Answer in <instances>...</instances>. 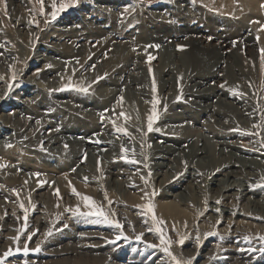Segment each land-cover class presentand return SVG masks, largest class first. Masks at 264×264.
<instances>
[{
	"label": "rangeland",
	"instance_id": "rangeland-1",
	"mask_svg": "<svg viewBox=\"0 0 264 264\" xmlns=\"http://www.w3.org/2000/svg\"><path fill=\"white\" fill-rule=\"evenodd\" d=\"M219 1L75 0L72 7L53 20L52 4L55 2L59 7L60 0H43L42 4L40 0H0V164L5 165L0 168V257L5 251L12 252L11 256L0 259V264H174L163 251L161 234L155 230L157 225L152 214L137 207L149 202L154 205L156 219L162 221L163 235L178 259L191 258V264L255 263L241 256L227 260L231 257L226 255L227 250H219V243L214 244L217 239L227 242L232 239L229 234L236 232V237H251L247 244L254 245L252 240H258V244L264 245V241L258 239L264 236V221L249 214L248 201L238 199L232 203L235 210L232 216L222 213L226 204L223 195L219 194L217 185L207 188L205 181L209 176L206 178L205 174L208 171L203 169L189 193L194 203L179 202L177 196L180 197L181 189L178 184L166 195L162 179L166 175V179L174 176L171 181L183 180L191 169L170 161L171 167L157 170L154 157V151L160 148L153 140L168 144L172 139L185 137L192 128L202 134L201 146L206 144L214 149L219 141L235 142L241 144L242 152H261L264 158V0L253 9L257 12L245 8L239 0L230 1L239 11L237 14L224 4L218 5ZM248 13L251 14L243 19ZM64 20L68 25L74 23L75 35L65 34L61 29L63 26L59 23ZM241 23L245 24L241 34L228 35L230 31L235 32L233 25L240 27ZM95 26L107 32L98 33ZM163 29L173 33L165 34ZM158 30L164 42L152 40L132 46L139 41L136 34ZM73 36L79 39L74 40ZM191 39L202 42L200 44L209 52L219 48L226 58L219 66L222 71L217 81L210 83L214 82L219 88L231 83L229 89L233 87L240 97L238 114L228 116L229 120L218 115L211 117V109L202 113L199 120L188 118L184 113L203 109L196 101L200 73L190 69L186 76L184 73L177 76L178 71L171 66L163 68L161 65V54L166 47L175 54L171 63L177 66V58L181 57L178 54L189 53L195 48ZM117 44L132 46V52L141 53L140 58L129 63L130 57L125 53L126 62L112 68L110 56ZM82 47L86 54L74 53L70 58L64 54V50ZM103 63L106 73L97 74ZM228 63H232L237 74L235 82H229L223 71ZM137 74L149 87L140 98L131 99V89L125 83L136 82ZM174 75L177 77H172ZM165 78L169 79L168 84L162 86L161 80ZM112 80L120 86L112 84ZM109 90L117 96L108 99L110 96L105 94ZM230 99L238 101L234 95ZM153 101L158 119L149 131L147 117L152 113ZM210 102L213 109H220L214 106L218 103L215 97ZM77 121L84 125L95 122L99 126L97 133H89L93 136L84 139H87L85 145L65 138L66 129L71 130ZM117 128L126 129L127 134ZM109 135L114 140L106 143L104 137ZM191 142L192 137L184 145ZM177 152L173 153H176L174 157L179 154ZM69 153L75 156L67 161ZM214 163L222 170L228 166L223 159H215ZM12 169L25 177L11 178ZM220 171L218 168L214 173ZM118 182L124 185L121 186L123 190L118 188ZM251 183L243 179L238 194L247 187L264 193L261 187L264 181L256 185ZM73 188L81 196L75 195ZM84 192L96 207L119 223L117 210L143 214L149 225L146 230L152 233L150 241L144 240L147 236L137 241L125 228L104 223L102 218L74 216L77 208L80 212L90 211L81 198ZM213 201H219L216 207L219 212L211 211ZM167 202H179L181 215L187 218L163 217L160 207ZM240 210L243 215L239 214ZM49 231L52 232L50 236L47 235ZM121 231L127 239L114 240L113 236ZM16 237L18 239H14ZM181 239L183 244L179 243ZM102 241L105 247L98 245ZM209 241L211 245L205 247L204 243ZM25 245L29 249L27 252ZM38 245L40 250L33 251ZM222 257L227 259L221 260Z\"/></svg>",
	"mask_w": 264,
	"mask_h": 264
},
{
	"label": "bare ground",
	"instance_id": "bare-ground-1",
	"mask_svg": "<svg viewBox=\"0 0 264 264\" xmlns=\"http://www.w3.org/2000/svg\"><path fill=\"white\" fill-rule=\"evenodd\" d=\"M230 1H232V0H220L219 3H217V4L218 5H223L224 4L226 6V8L234 10V13H236V14L239 13V11L237 12V10L234 7H232L234 5H232L230 3ZM239 1H241L240 4L243 5L245 8H248L249 10L254 11V12H257V11L253 10V9H255L261 2V0H239ZM249 14H251V13L243 15L242 18L246 20L247 17L249 16ZM59 24L63 26L61 29L66 32L65 34H74V35L76 34L77 31L72 30V28H73L72 25L74 23L72 25H68L69 23L67 21H65V22H60ZM244 26H245L244 23H241L240 27L237 26L236 24L233 25L232 30H235V32L234 31H230V32H228V35H231L233 33L241 34V32L244 29ZM234 27H235V29H234ZM93 28L96 29L97 30L96 32H98V33L100 32V33L103 34V33L107 32L103 28H98L96 26L93 27ZM62 30L60 32H62ZM163 30H164L165 34H170L171 35V33H173L172 30H168V31H167V29H163ZM146 33H147L146 31H142L141 34H136L135 36L138 37L139 41L137 42V44H134L132 46L147 44L148 42H150L152 40H154L153 42H161V41L164 42V37H163V39L160 40V35H158V34L161 33V31H159V30L158 31H151L150 34H146ZM155 34H157V35H155ZM149 35H151V36L149 37ZM167 36L168 35H166V37ZM73 37H74V40H78L79 39L76 36H73ZM190 41H191L192 44H195V48L193 49V51H191L189 53H185V52L179 53L178 56L179 57L181 56V57H180V59L177 58V61H178V65L177 66H173L172 63H171L172 59L175 58V54L173 52H171L169 49H167L166 47H165V52L163 51V53L161 54V58H160L161 62H162V64H161L162 67L164 68L166 66L167 67L171 66L173 69L178 71L177 74L175 72V74L177 76H179V74H182V73H184V75L186 76L189 73L190 69L191 70H195L196 72L200 73V76L198 78H201V79L199 81H197V83H196V87L199 88L197 90L198 98H197L196 101L201 103L200 105L203 107V109L201 108L199 111H193V112H191L189 114L188 113H184V114L186 116H188V118L191 117L193 119H198L199 120V117H200V115L202 113H206V112H208L209 109H211L210 111L213 112L211 114V117H215L216 115H218L219 117L221 116L223 118H227L228 119V118H230L228 116H233V117L236 116L238 114L237 110H239L237 108L239 107V105L242 102L239 101L240 97L234 93V91L236 92V90L233 91L232 90L233 87L231 88V90L229 89V87H231L232 84L230 83L228 87L219 88V87L215 86L214 82L210 83L213 80L217 81V78L219 77V73L222 71V69H219V66L221 65L222 61L226 59V58H224V54L221 52V50H219V48L216 49L213 52H209L204 47V45L200 44L202 42L195 41V40H192V39ZM244 43H246V42H244ZM132 46L121 45V44H117L116 45V50L110 56V61L112 63V68L117 66L119 63L126 62L127 58L125 56V53L128 55V58L130 57V62L129 63H132L133 61L136 62L135 61L136 57L140 58L139 56H140L141 53L137 52V51H135L137 53L132 52ZM167 46H169V45H167ZM108 47H109V45H107L106 48H108ZM98 50L99 49H97V51ZM104 50L105 49H103L102 52H104ZM54 51H56V53H57V49H54ZM168 52H171V53L169 54ZM74 53H76L78 55L86 54L84 47H82V49H79V50H74L72 48L70 49V51L64 50V54H68L67 56L69 58L74 56ZM129 65L130 64H128V66ZM215 67H216V71L214 70ZM105 68H106V65L104 64V66L100 67L99 72L97 74H100V75L105 74L106 73V69ZM225 68H226V70H223V71L227 75L229 82H233V81L235 82L237 74L232 68V63H228ZM161 71H160V73H161ZM46 72H48V70H46ZM133 73L134 72H132V74ZM43 75H44V73H43ZM176 75H174L172 77H177ZM243 77H244V75H243ZM135 80H136V82H132V81L128 82L127 81L125 83V84H127L128 88L131 89V96H130L131 99L140 98V95L141 94H145L146 91L148 90V89L146 90V87H149V86H147L146 81H144V80L140 81L139 80L138 74H137V78ZM170 80H172V79H170ZM133 81H134V79H133ZM168 81H169V79H166V78L161 80L162 86H164V85L167 86ZM111 83L114 84V85L120 86L119 83L115 82L114 80H112ZM120 90L121 89H118V91H120ZM105 95L106 96L109 95L110 97H107L109 99V98H113V97L115 98L117 96V93H115L113 91L111 92L109 90L108 93H106ZM233 95L235 96V99L238 100V101H235V102L230 101L231 100L230 97L233 96ZM178 96H179V94H178ZM172 97H171V99H173ZM214 97L217 99V102H218V103L214 104V106L218 105L220 109H218V108H217V110L213 109V105L211 104L210 101ZM203 101L204 102L205 101L208 102V104L205 105L203 103ZM95 104H97V102ZM100 105L102 106L103 104L101 103ZM244 107H246V106H244ZM225 109H228V112H225ZM83 123L77 121V123H75V126L71 130L69 128H67L65 133L67 135L68 134L69 135L65 136L66 140H69V141L74 142L76 144L85 145L84 142L87 139L86 140H84V139L85 138H91L94 133H97V131L99 129V126L95 122H91L88 125H84ZM5 126H6V124H5ZM0 132H2V131H0ZM89 133H93V134L88 135ZM63 135H64V133H63ZM184 135H185V137H183L184 139L183 138H181L179 140H178V138L177 139H172V140L169 141L168 144H165V143L161 144L160 142H156L157 140H153L155 142V144L160 148V151H158V150L154 151L155 152L154 153V157H155V160L157 161V163H156L157 170H163L164 168L169 166L170 165L169 164L170 161H172V162H180V163L184 164L185 167L188 170L191 169V171L190 170L187 171L188 175H186V177L183 180H180V181H176V182L175 181H171V179H173L174 176H170V178L172 177L171 179L170 178L166 179L165 178L166 175L163 177L161 185H163L165 187L164 189L167 190V192H166L167 194L166 195H169L170 194L169 192H173L175 190V188L177 187V184H178V189H181L180 190V192H181L180 193V197L177 196L178 201L179 202H183L185 204H186V202L191 204V202H193V200L191 199V197H189V193H191V189L193 188V185L194 184L196 185V182H197L198 178L201 175V174L199 175V172L202 171L203 169H206L205 171H208V173L205 174L206 178L209 176L208 179L205 181L206 184H207V188L210 185L219 186V191L218 192H220L219 194L222 193L223 200L226 202V204H224L223 210L221 211L222 213H225L226 215L232 216L234 214V211H235L234 210V206L232 205V203H234L238 199L247 200L248 204H249L247 211L250 212L249 214L252 215L255 218L257 217V219L261 220V222L264 221V193L262 191H255L252 187L251 188L247 187L245 189L242 188L240 194H238V192H237V190L238 189L240 190L241 186L243 185L242 184L243 183V179H246L250 183L252 182L255 185L258 184L259 181H264V158L261 157L262 153L260 152L259 154L258 153H256V154H248V153L242 152L241 147H240L241 144H238V143H235V142L234 143H232V142L230 143L229 141H223V142L219 141V144L215 145L214 149H211L206 144L201 146V145H199V143L203 142L202 134L199 135V132L194 131L192 128H190L186 132V134H184ZM79 136H81V138H79ZM107 137H109V138H107ZM191 137H192V142L190 144L184 145V143L186 141H189V138H191ZM104 138H105V142L106 143L111 141L112 139L114 140L113 137L110 138V135L106 136ZM121 142H122V140H121ZM109 145H111V144H109ZM217 147H218L219 150L217 149ZM174 152H177L179 154H177L174 157L173 155L176 154V153L173 154ZM12 153L9 156H11ZM81 153H82V151H81ZM116 155H118V154H116ZM74 156H75L74 153H69L68 159L69 158L70 159H74ZM220 158H221V160L222 159L225 160L224 164L228 165L223 170H222L221 166H216L215 163H214L215 159H218V161H221ZM70 159L67 160V161H70ZM259 159H261V160H259ZM74 164H76V162H74ZM60 167H63V166H60ZM170 167H171V165H170ZM218 168L221 169V171L217 172L215 174L214 170L218 169ZM16 171H18V170L17 169H15V170L12 169L11 170V174L9 173L11 178L22 179V178L25 177L23 175L19 176V175L15 174ZM83 174H84V172H83ZM114 174L115 173H113V175ZM212 174H214V176L210 177ZM219 175H222V177L218 178ZM109 176H111V175H109ZM110 179H112V178H110ZM117 179L118 178H116V180ZM107 180H108V178H107ZM124 180H126V179H124ZM119 183L120 182H118V184H117V186L119 185L118 188L120 190H123V188L121 189L122 185L119 184ZM194 191H196V190H194ZM245 193L247 195H245ZM84 194H85V192H84ZM164 197H166V196H164ZM142 202L144 203L145 201L143 200ZM179 202H178V204L174 203V202H170V204H169V202L163 203V205L160 207L161 209H160L159 213L161 212L160 214L163 217H165V218L168 217V219L170 218L172 220H175L176 218L179 219V217L181 218L183 215H181V210H179V205H180ZM136 203L137 204H143V203H140V202H136ZM213 203L214 204L212 205L211 211H214L216 209V207L218 206L217 205L218 203H216L214 201H213ZM240 211L241 212L239 214L243 215L244 213H242V210H240ZM116 214L118 215V217L120 219V224L122 225V227L125 228L126 232H128L131 236H136V235H139V234L143 233V237L147 236V238H145L144 240L150 241V239H151L150 235L152 233L150 234L146 230V229H148L149 225H148V223H146L147 218L143 214L142 215L141 214L132 215V214L124 213V211H121V210H117ZM211 215H209V216H211ZM184 218H187V217L183 216V220H184ZM236 234H237L236 232H235V234H232V235L229 234V237H231L232 239L227 240V242L226 241L221 242L220 239H217L216 240L217 242L214 243V244L219 243V247H220L219 250L225 249V250H227V254L226 255L230 254V256H231V257H229V259H227L225 257H222L221 260H225V259L233 260V257H240L241 256V257H247L249 260H251V261H253V262L257 263V264H264V252L260 251V248L264 247V245L258 244V242H259L258 240H252V241H255L254 242L255 244L253 243L254 245H251L250 242H249V244H247V242L249 240H245L244 239V237L247 236V235H241L240 234L241 237H236L237 236ZM101 237H103V236H101ZM116 237L117 236H115V237L113 236V239L115 240ZM188 237H189V235H188ZM250 239H251V237H250ZM114 240H112V241H114ZM228 241H230V243ZM98 245L101 246V247H105V243L103 241L99 242ZM210 245H211L210 241L204 243L205 247H208ZM247 245H248L247 249L242 248V247H246ZM216 252H217V249H216ZM221 263H224V262H221Z\"/></svg>",
	"mask_w": 264,
	"mask_h": 264
},
{
	"label": "snow or ice",
	"instance_id": "snow-or-ice-1",
	"mask_svg": "<svg viewBox=\"0 0 264 264\" xmlns=\"http://www.w3.org/2000/svg\"><path fill=\"white\" fill-rule=\"evenodd\" d=\"M41 4L43 3V0H40ZM75 0H69V2H65V0H60V4H59V7H57L56 3L54 2L52 4V13H51V16H52V19L55 20L57 15L59 13H62L63 11H65L67 8L69 7H72L73 4H74ZM41 13H43L44 9H43V6L41 7L40 9ZM211 39V38H210ZM156 47H159L158 45ZM179 47V46H178ZM15 77L13 76V79ZM154 83V82H153ZM154 88H155V84H154ZM81 91H86L85 89H81ZM155 101H153V110H152V113L147 117V121H148V130L151 131L152 128H153V122L158 119V115H157V112H156V109H155ZM121 115H123V113H121ZM117 131L119 132H124L125 134H127L126 132V129L124 128H117ZM67 147V145L65 146ZM2 167H5V165H2L0 164V168ZM37 176H39V173L36 174ZM87 179V178H85ZM261 187H264V185H261ZM15 191V190H13ZM73 193L77 196H81V194L79 192L76 191L75 188H73ZM153 195H155V193H153ZM105 197L107 198V193H105ZM83 199V201L85 202V206L88 207L90 209V211L88 212H80L79 209L77 208L76 211H73V215L74 216H83V217H98V218H102V222L104 223H108V224H114L117 228H122V225L119 223V221L117 220H112L109 218V216L101 209V208H98L95 206V203L94 201L92 200L91 197L87 196V195H84L81 197ZM109 203L111 204V201H109ZM217 203H219V201H217ZM20 207L22 209H24V205L23 203H21ZM137 207H143L147 210V213H151L152 214V217H153V221L156 223V232L160 233V240H161V244L164 245V248H163V251L165 253L168 254L169 257H171L172 261L174 262V264H191V258H189V260L187 261H182L180 259H178L170 250V244L169 242L165 239L164 235H163V230L162 228L160 227V224L162 223V221H158L156 219V216H155V212H154V205L152 203H147L145 205H142V206H137ZM217 212H219V209H216ZM27 218V210L25 209V219ZM97 222H101V221H97ZM47 235H52V232L49 231L47 233ZM142 237H143V233L139 234V235H136L135 239L137 241H140L142 240ZM14 239H18V237L14 238ZM30 239V237H29ZM117 240H120V239H127V237L124 235L123 231L120 232V234L116 237ZM245 240H249L250 237L248 236H245L244 237ZM259 240L261 241H264V236H259L258 237ZM113 243H115V241H113ZM180 244H183V240L181 239L179 241ZM152 247H156V245H151ZM39 245L37 246L36 249H33V251H39ZM17 251H19V249H17ZM24 251L27 252L29 251L27 245H25L24 247ZM260 251L261 252H264V247H261L260 248ZM12 255V252L11 251H5L4 254H3V257H0V259H3V258H6L8 256H11Z\"/></svg>",
	"mask_w": 264,
	"mask_h": 264
}]
</instances>
